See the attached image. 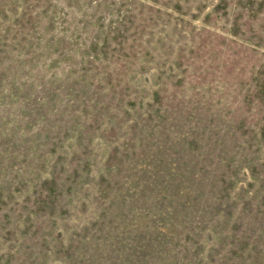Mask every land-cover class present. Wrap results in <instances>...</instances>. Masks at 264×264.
Returning <instances> with one entry per match:
<instances>
[{"label":"rangeland","instance_id":"rangeland-1","mask_svg":"<svg viewBox=\"0 0 264 264\" xmlns=\"http://www.w3.org/2000/svg\"><path fill=\"white\" fill-rule=\"evenodd\" d=\"M0 264H264V0H0Z\"/></svg>","mask_w":264,"mask_h":264}]
</instances>
